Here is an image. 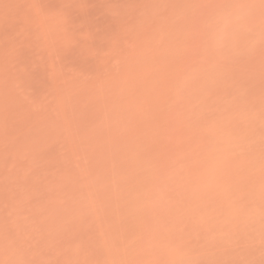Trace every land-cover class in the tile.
I'll use <instances>...</instances> for the list:
<instances>
[{
  "label": "rangeland",
  "instance_id": "1",
  "mask_svg": "<svg viewBox=\"0 0 264 264\" xmlns=\"http://www.w3.org/2000/svg\"><path fill=\"white\" fill-rule=\"evenodd\" d=\"M218 2L0 0V264H264V43L209 66Z\"/></svg>",
  "mask_w": 264,
  "mask_h": 264
},
{
  "label": "clouds",
  "instance_id": "2",
  "mask_svg": "<svg viewBox=\"0 0 264 264\" xmlns=\"http://www.w3.org/2000/svg\"><path fill=\"white\" fill-rule=\"evenodd\" d=\"M258 43H264V0H259L258 15L250 0H219L211 6L202 44L209 66ZM199 75V70H190L185 86L194 90Z\"/></svg>",
  "mask_w": 264,
  "mask_h": 264
}]
</instances>
